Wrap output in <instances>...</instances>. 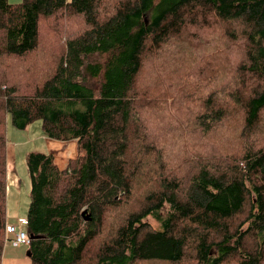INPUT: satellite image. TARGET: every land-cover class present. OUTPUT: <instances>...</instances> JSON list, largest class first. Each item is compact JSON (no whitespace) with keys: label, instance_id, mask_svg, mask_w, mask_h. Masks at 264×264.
I'll return each instance as SVG.
<instances>
[{"label":"trees","instance_id":"16d2710c","mask_svg":"<svg viewBox=\"0 0 264 264\" xmlns=\"http://www.w3.org/2000/svg\"><path fill=\"white\" fill-rule=\"evenodd\" d=\"M61 11L82 27L50 52L51 77L26 96L1 89V66L36 52L41 21ZM240 45L236 79L234 66L220 70L227 59L198 55ZM188 64L198 84L174 91L175 72ZM156 67L169 84L161 94L139 84ZM159 95L198 109L181 110L184 126L156 120L173 150L165 154L146 114ZM34 121L50 139L76 141L77 155L59 169L50 154H25L26 230L38 237L27 247L31 264H264V0H0V264L7 125L22 131ZM188 126L221 142L228 133L233 148L212 144L191 156ZM116 210L115 234L94 246Z\"/></svg>","mask_w":264,"mask_h":264},{"label":"rangeland","instance_id":"374dc122","mask_svg":"<svg viewBox=\"0 0 264 264\" xmlns=\"http://www.w3.org/2000/svg\"><path fill=\"white\" fill-rule=\"evenodd\" d=\"M21 2L22 1L19 0L18 2H15V4H19ZM81 27H82V22L80 17H70L65 12L62 11L57 14L56 18L42 20L39 28V47L36 50V52L24 58L14 59L13 61L7 64V67L5 65L1 66V69L4 70V72L7 75V82L3 86H1L2 87L1 89L6 90L5 85H7V87H11L13 85L18 95L26 96V94H28L34 88L40 87L47 79L51 77L52 69L55 67L54 60L52 58H49L50 52L53 50L59 52L62 48L64 49L66 40L70 36L76 37L81 31ZM220 38L221 37H219V39ZM225 42L231 43L232 40L228 37H225ZM198 55H204L210 58V60H216V61H219L221 58L227 59L229 63L228 69L226 70L224 67H220V70L222 72L230 71L231 66H234V68L229 73V77L232 79H236L238 77L237 68L242 63L243 60L242 45L238 47H232L230 51H223L222 56L219 55V52L217 51L206 52V53H201L198 51ZM196 56H197V52L191 54V56L189 54L179 55L178 60L185 61L187 58H189L192 61ZM175 63L176 62L172 61L171 65ZM149 64L150 63H147L145 65V68L148 67ZM188 66L189 67L181 70H177L175 72V77H174L175 83L173 84L174 91L181 90L186 86L190 87L193 83L198 84V82L196 81L200 79V76L195 77V73L197 72V70L195 68H192L190 64H188ZM161 72L164 73V70L157 67L153 69H147L144 74V79H141L139 81V84L141 86H145L149 88L150 91H152V93H160V94L163 93L161 87L164 86L168 88L169 84L162 77ZM14 81L15 83H13ZM13 97H20V96L13 95ZM177 97L179 101L178 106L182 111H187V113H191V112H196L198 110L197 107L194 106L193 104L186 103L179 96ZM157 99L161 101L162 104L158 105V107H154L153 109H149L146 113L147 116L149 117L148 129L152 134L153 139L161 143V146L165 154V151L172 152L173 150L169 149L165 145L164 140L161 138L160 134H156V130L158 128L156 126V120H158L159 122L169 121L174 125L184 126V122H183L184 119L181 110L173 108V105L176 104H173V100L171 98L169 97L166 98L165 95H159ZM239 119L240 117H238V120ZM29 126L30 127L28 128V130L18 132L20 133L19 135L22 140L33 139L35 137L36 132L39 131L41 128L40 121H34ZM231 130H232V134H235L236 126H234ZM188 132L195 137L197 143L196 144L192 141L191 147L187 148L191 156L196 155L197 157L198 154L204 155L203 153H205L206 151L207 152L210 151L213 148V145L214 146L218 145V143L225 144L230 148H233L234 145L233 141H231L230 138L231 136L228 133L223 135L225 137V142H221L222 135L216 134L214 136V139L208 138L205 137L204 135L194 132L190 126H188ZM211 139H212V143L210 141ZM29 148H35V147L29 146ZM27 151L29 152L30 149H27ZM53 154L55 155V153ZM164 157L165 155H163V160ZM16 158H17V169L14 167V173L17 177L18 185H17V189L11 188V193L9 194L10 209L12 207H15L14 209L15 211L16 207H18L19 209L23 210L27 215L28 206L30 202V197H29L30 184L26 169L25 155L21 154L20 152H16ZM181 162H183L182 159ZM184 166L186 167V162L184 163ZM181 170L182 169H180L179 164L174 165L173 171L177 175H180ZM141 183L142 182L140 181L135 188L136 194L138 193L141 194L142 192L145 191L144 188L141 186ZM18 194L20 195L19 197L21 198L17 200ZM6 196H8V193H6ZM13 204L17 206H13ZM6 206H8L7 197H6ZM19 216L20 214L16 215L15 219L18 218ZM84 216H90L86 210ZM119 220H120L119 210L114 211L111 215H109L106 218L103 225V229L102 231L99 232L98 239L95 241L94 246L115 234L114 230L116 229L117 226L120 225L118 222ZM26 253H27V246H20V247L9 246L5 248L2 258L4 259L7 256H13V257H18L20 260V261H14L10 258H7L5 262L8 264H31Z\"/></svg>","mask_w":264,"mask_h":264},{"label":"crops","instance_id":"0c3cea01","mask_svg":"<svg viewBox=\"0 0 264 264\" xmlns=\"http://www.w3.org/2000/svg\"><path fill=\"white\" fill-rule=\"evenodd\" d=\"M11 4H15L19 0H8ZM23 1V0H21ZM30 126H28L25 130H28ZM7 153H6V193H8V206H6V225H16L18 219H26V213L16 207H12L10 209L9 203V194L11 193V188L17 189L18 180L14 173V167L17 169V158L16 152H20L21 154L28 153L27 149L30 151H38L46 154L52 155L54 159V163L59 169H64L68 162L71 159H74L77 155V144L76 141L71 140L67 142H61L57 140H53L48 138L43 134L41 128L36 132L35 137L31 140H22L20 137L19 131L14 129L10 124L7 125ZM28 146V147H27ZM29 146H33L35 148H29ZM29 151V152H30ZM55 153V155L53 154ZM8 189V191H7ZM20 195L18 194V198ZM13 206H17L13 204ZM20 214L18 218L15 219V216ZM9 246H4L3 253L5 248ZM3 257V255H2ZM7 258H10L14 261H20L18 257L7 256L4 259L2 258V264H8L5 262Z\"/></svg>","mask_w":264,"mask_h":264},{"label":"built area","instance_id":"2783aa9c","mask_svg":"<svg viewBox=\"0 0 264 264\" xmlns=\"http://www.w3.org/2000/svg\"><path fill=\"white\" fill-rule=\"evenodd\" d=\"M27 220L18 219L16 225L5 226L4 246H29L31 240L27 233Z\"/></svg>","mask_w":264,"mask_h":264},{"label":"water","instance_id":"95a60500","mask_svg":"<svg viewBox=\"0 0 264 264\" xmlns=\"http://www.w3.org/2000/svg\"><path fill=\"white\" fill-rule=\"evenodd\" d=\"M84 215H85V211L82 212V216H84ZM84 221H90V218H88L87 216H84ZM37 238H38V237L30 236V240H31V241H32V240H35V239H37ZM26 255H27V257H30V254H29L28 251H27Z\"/></svg>","mask_w":264,"mask_h":264}]
</instances>
